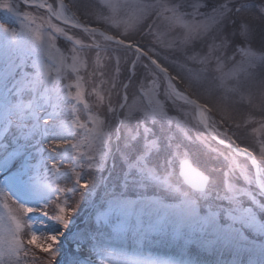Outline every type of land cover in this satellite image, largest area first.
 <instances>
[{
  "label": "rangeland",
  "instance_id": "374dc122",
  "mask_svg": "<svg viewBox=\"0 0 264 264\" xmlns=\"http://www.w3.org/2000/svg\"><path fill=\"white\" fill-rule=\"evenodd\" d=\"M5 2L12 3L21 17L17 19L0 10V22L16 29L15 40L0 32V67L4 66L5 54L8 51L22 49L29 52L31 54L22 62L16 61L20 67L15 72L14 78L20 80L22 75L34 76L37 71L33 66L34 62H42V67L51 70L50 78L56 80L62 90L61 97L68 92L74 95L77 90V77L81 78L79 83L84 94L83 102L76 104L75 117L71 115V104L62 99L56 100L55 96L46 92L43 86L36 93L25 90L19 97L25 103L37 99L39 103L44 104L39 97L51 96L45 110L51 112L53 105H58L55 109L58 131H61L59 125H70L73 119H78L80 124L85 125V128L79 126L73 128L71 142L79 144V147L75 150L69 149L70 156L63 159L57 157L60 172L63 174L57 178V184L71 188L75 174L69 170L76 168L80 173L81 182H88L90 190L77 189L75 194L67 196L68 206L75 208L76 212L72 217L70 229L64 237H61L62 252L67 254L74 249L72 233L88 229L97 236V240L94 241L97 244L94 255L97 264H103V260L112 264L118 258L119 251L132 254L134 249L141 245L145 253L150 252L155 256L168 257L182 253L186 258L195 259V254L198 253L202 264H219L221 257L227 261L231 258L232 248L245 246L248 249L243 253L245 264L249 257H252L256 264H264V247H262L264 233L255 229H244L245 234L254 244L245 245L235 233H231L232 248L218 243L213 249H206L202 245L216 238L211 228L205 233L193 234L187 227L193 212L185 201L195 204L199 216H205L209 206L213 211L219 210L217 222L222 226L231 223L226 218L225 210L235 208L237 202L240 207L250 206L249 194L256 196L260 203L264 204V194L258 188L254 168L247 157L214 141L199 124L194 105L184 100L174 102V98L167 97L165 92L170 91L169 80L145 57L105 40L98 32L92 36L51 17L52 24L66 29L67 35L72 37L70 41L48 27L45 23L49 19L46 10L29 7L23 3V0H0V4ZM166 2L170 6L173 3L180 4L179 11L183 14L192 13L194 10L191 5H202L204 0H166ZM225 2L226 0H207V6L200 7L199 11L210 13L213 7ZM246 2L252 6L251 14L258 16L257 9L264 5V0H246ZM47 3L52 4L57 12L61 10L60 6L63 3L64 16L74 18L81 25L100 29L109 35L124 39L126 43L137 44L144 51L149 52V55L159 60L158 63L162 67L168 69V74L174 78L172 83L180 92L196 100L200 105L208 106L209 111L204 115L207 116L211 128H215L218 133L215 135L228 144L231 140H235L233 146L248 147L260 168L264 169V157L260 156L258 143L259 140L264 139V127L261 124L264 121V103L256 86L257 81L264 79V64L258 59L259 56L264 55V20H252L248 13L240 16L233 14L224 31L213 28L207 33L186 39L187 29L178 23H172L163 17L157 19L155 15L137 19L140 15V9L136 7L137 0H47ZM109 4L118 7L114 11ZM125 4L127 7H124ZM229 6L235 8L237 5ZM24 13H29L35 19L25 18ZM170 15V13L165 14V16ZM108 17L112 19H104ZM184 19L191 23L193 20L202 21L204 16H185ZM232 20L236 23L232 24ZM242 20H249L251 24L252 31L248 39L239 34ZM233 31L236 32L235 36L232 35ZM37 34L40 36L39 40L35 39ZM225 37L227 46L220 48L221 39ZM77 40L80 41L79 44L75 43ZM213 44L217 45V49L210 53L209 46ZM238 48L251 50L256 53L257 58L250 60ZM73 55L77 57L76 71L72 67ZM205 58L206 61L201 62ZM250 62L254 67L248 68ZM241 64L248 68V72H239L238 76L233 74V69ZM249 73L253 75V79H249ZM114 77L115 87L112 84ZM237 80L243 88L239 92H233L231 89ZM68 85L71 87H67ZM124 85H128L126 93ZM97 92L104 96L102 103L97 99ZM125 94L128 96L126 104L131 111L129 107L123 109L119 107L120 103H124L122 97ZM91 96L96 100L98 111L90 101ZM12 102L15 103L16 98H13ZM109 104L116 109L114 113L108 111ZM161 106L164 115L160 114ZM40 115L43 117L44 111H41ZM122 118H124L123 125ZM4 119V101L0 98V124ZM98 121H103L100 128L106 134V140L94 139L95 132L92 130L97 127ZM25 123L27 127H31L33 121L27 120ZM52 123L53 121L50 120L49 124ZM163 125L166 130L162 129ZM145 127L150 130L147 135L143 130ZM117 128L120 129L119 141L115 137ZM129 129L137 135L135 141L130 140ZM170 130L174 132L171 134ZM12 131L15 132L16 129L13 127ZM225 133L227 136L224 135ZM62 134L66 135L67 132L62 131ZM162 136L163 141L160 143ZM36 139H39V136ZM98 152L104 154L103 166L99 169L89 168V164L92 163L90 157L99 162ZM47 156L48 153L45 152L43 165L40 163L41 156L37 155L31 161L37 166L41 176L45 177V182L51 179L48 173L51 162L47 160ZM76 156L82 157L79 166L73 159ZM226 156L234 157L239 167H233L225 160ZM185 159L209 177L206 196L190 190L179 177V164ZM145 167L153 169L158 179L142 178L140 171ZM2 179L3 176H0V180ZM261 179L264 183V176ZM165 180L167 183L163 182ZM228 183L233 186L232 191H225V185ZM217 197H231L232 200ZM117 200L135 202L131 206L133 225L136 215L140 214L145 223L158 219L165 221L166 229L144 236L132 229L123 233L117 232L115 229L120 223V213L123 211L115 203ZM10 207H13L11 203ZM54 209L55 200L47 209L49 216L54 214ZM31 215L33 218L39 216L38 213ZM257 216L259 222L264 223V211L257 210ZM45 224L47 229L58 227L55 221L48 218H45ZM235 227L240 228L241 225L236 224ZM173 228L179 229L178 235L174 234ZM21 238L29 250L27 256L21 253L22 264L25 262L48 264L50 260L48 253L34 245L26 244L30 235ZM106 241H112L116 253L109 254L105 251ZM40 242L50 243L46 241V237ZM89 243L91 242L84 244L85 252ZM63 258V255L58 256L52 264H63ZM15 259L12 257L9 260L7 256L5 257L9 264H14Z\"/></svg>",
  "mask_w": 264,
  "mask_h": 264
},
{
  "label": "snow or ice",
  "instance_id": "6c2138e0",
  "mask_svg": "<svg viewBox=\"0 0 264 264\" xmlns=\"http://www.w3.org/2000/svg\"><path fill=\"white\" fill-rule=\"evenodd\" d=\"M25 5L29 7H35L37 9H46L49 15V19L45 21L50 29L54 30V33H59L64 35L68 40H72L71 36L67 35L66 29L63 27H58L51 23V17H55L57 20H61L65 25L70 24L72 27L81 28L83 31L87 32L89 35L94 36L99 30L91 28L85 25H81L79 22L75 21L74 18L70 19L63 15V3H61V11L57 12L52 4L47 3V0H23ZM236 4L235 8L229 5ZM207 0H204L203 4H192V13H180L179 9L181 7L178 3H173L171 6L166 0H137L136 7L140 9V15L137 19H143L149 15H155L157 19L162 17L169 20L172 23H178L182 27L187 29L186 39H191L195 35L201 33H207L215 28L219 31H224L226 24L229 21L231 15L235 14L240 16L241 14L248 13L249 18L252 20L261 19L264 20V5H261L258 9V16L252 15V6L246 2V0H226L225 3L219 4L217 7H213L210 13H201L199 11L200 7H206ZM113 10L118 7L117 5L109 4ZM127 7V4L124 5ZM0 10L9 13L11 16L20 19L21 14L14 8L12 3L5 2L0 4ZM166 13H170V16H165ZM202 15L204 19L202 21L193 20L191 23L184 19L185 16H195ZM23 16L29 19H35L31 17L29 13H24ZM104 19H112L111 17ZM232 24L236 21L232 20ZM252 28L249 20H242L240 23L239 34L241 37L248 39L251 34ZM0 32L9 35L13 40L16 39V29L0 22ZM104 36L107 41H114L118 45L126 46L129 49H135V53L138 56L147 57L151 61V64L155 66L160 72L169 80V89L166 90L165 95L169 98H174L175 100H184L186 103L195 105L198 109H201V119L200 123L205 129H210L211 126L208 123L207 116L204 115L205 112L209 111L208 106L200 105L196 100H191L183 93L178 91L172 85L173 77L168 76V69L162 67L156 59L149 55V52L144 51L139 45L133 44L131 42L126 44L124 39H119L117 36L106 35L105 33H100ZM232 35L235 36L236 32L233 31ZM36 40L40 39L37 34L35 36ZM75 43L79 44L80 41ZM227 46V38L221 39L220 48ZM99 48V45H97ZM217 45L213 44L209 46V52L212 53L216 51ZM244 52V55L251 59L257 58L256 53L251 50H244L238 48ZM31 53L26 52L22 49L15 51H8L5 54L4 66L0 67V98L4 101L5 109V119L2 124H0V176L3 179L0 180V264H9V261L5 260L7 256L9 260L15 257L14 264H22L21 253L24 256L28 255V249L25 247V241L21 238L22 236L30 235V238L26 240L27 245H34L41 251L48 253L50 260L48 264H52L58 256L63 255V264H97L94 255L96 253L97 244L94 242L97 240L96 234L90 233V230L83 229L77 230V232L72 233L74 249L64 254L61 247V237H64L71 227L73 222L72 217L76 212L75 208L68 206V194H75L77 189L89 190L88 182H81L80 173L76 168H72L69 171L75 174L74 184L71 188H64L57 184V178L63 175L60 172V164L57 161V157L61 159L66 156H70L71 150H75L79 147V144H74L71 142L73 128L74 126H79L80 128H85L84 124H80L78 119H73L71 124L59 125L61 131H58V126L55 123L57 116L56 108L58 105H53V111L48 112L45 110V106L48 101L52 98L48 95H41L39 99L44 101L41 104L37 99H33L25 103L19 97L25 90H30L36 93L41 86H43L46 92H50L55 96L56 100H63L72 105L71 115L75 117L76 115V104L83 102V91L80 86V77H77V90L73 95L71 92L66 93L63 97L60 96L62 91L56 80L50 78V69H44L42 67V62H34V67L37 69L36 74L32 77L27 75H22L20 80L14 78L15 72L19 69L20 64L16 61L21 62ZM73 70L76 71L77 57L73 55ZM207 58H205V62ZM260 62L264 64V55L258 57ZM219 64V60L217 61ZM254 65L250 62L248 68H252ZM248 68H245L241 64L238 68L233 69V74L237 75L239 72H248ZM135 65L133 64L132 71L134 72ZM116 75H119V64L117 63ZM43 77V78H42ZM249 79H253V75L249 73ZM103 83V81H101ZM113 87L116 84V78L112 81ZM256 86L259 90L262 103H264V79L257 81ZM67 87H71L68 85ZM128 85H124L125 93L127 92ZM243 88V85L237 80V83L231 89L233 92H239ZM95 91V89H94ZM99 102L104 101V96L100 93H96ZM13 98H16V102L13 103ZM124 103H120L119 107L121 109L129 107L126 102L128 96L125 94L122 97ZM76 102V103H72ZM44 111V116L41 117L40 112ZM108 111L114 113L116 109L109 104ZM129 111L131 108L129 107ZM160 114L164 115L162 106L159 109ZM15 117V120H13ZM32 120L33 123L31 127H27L25 121ZM52 120L53 123L49 124ZM123 123V122H121ZM214 123V122H213ZM103 121L97 122V127L92 131L95 132L94 139L97 141L106 140V134L101 130L100 126ZM262 127H264V121L261 122ZM13 127L16 129L15 132L12 131ZM139 127V122H138ZM145 135L149 134L150 130L145 127ZM214 134L216 133L215 128H211ZM62 131H66L67 134H62ZM129 138L131 141L137 139V135L133 134L132 130L128 131ZM227 136V133L224 134ZM39 136V139L36 137ZM116 140L119 141L120 129H116L115 133ZM231 139V138H229ZM7 141V142H6ZM23 141V143H21ZM220 144H224V139H219ZM260 145V156L264 157V139L258 141ZM235 144V140H231L228 147L231 148ZM33 149L35 151H33ZM63 149V151H61ZM238 152L246 156L250 161L251 165L256 168L257 183L260 185L261 189L264 190V183H260V177L264 176V169H261L257 163L252 152H250L248 147L242 150L237 148ZM47 152V160L51 162V168L48 169V173L51 176L49 182H45V177L41 176L37 166L32 164V159L35 156H41V165L45 163L43 159V154ZM99 162L95 158L92 159V163L89 164V168L99 169L103 166L104 154L98 152ZM82 157L76 156L73 159L76 160L77 166H79V161ZM147 159V157H145ZM226 161H229L233 167H239L237 165L234 157H225ZM189 172L194 173L197 177V182L194 185L199 188L201 195H205V186L210 183L209 177L203 176L200 173L195 172L189 168ZM187 175V174H186ZM228 174L226 173L225 176ZM140 176L142 178L148 179H158L153 169L145 167L140 171ZM167 183V181H163ZM251 183V180H249ZM233 186L228 183L225 185V191H232ZM178 191V189H175ZM264 194V192H262ZM218 199H229L231 197H217ZM55 200L54 214L49 216L47 209L50 204ZM250 206L240 207L237 202V206L233 209L225 210V215L228 220L231 221L228 225H220L217 222V217L219 215V210L213 211L211 206L207 209V214L205 216H199L197 213L196 206L191 201H185L189 207H191L193 212V217L191 222L187 225L190 232L195 234L196 232L205 233L209 228L215 234V240L208 242L202 247L206 249H213L216 244H222L226 247L232 248V241L230 234L235 233L245 245H252L254 242L245 234L244 229H255L261 233H264V223L259 222L257 216V210L264 211V204H261L256 196L249 194ZM10 203L13 207H10ZM115 203L118 204L121 211L120 223L116 226V231L119 233L126 232L132 229L137 234L144 236L151 232H162L166 229V222L163 220L149 221L145 223L142 215L138 214L135 218V224L131 223L132 211L131 206L135 203L132 201H122L117 200ZM39 214L38 218H33L31 214ZM235 213V214H234ZM45 218L55 221L58 227L52 229H47L45 224ZM99 219V217H98ZM236 224H240L241 227H235ZM39 226V227H37ZM25 229L27 231H25ZM46 230V231H45ZM174 234H179V229L173 228ZM46 237L48 242H40ZM89 243L87 252H85L84 244ZM105 251L109 254L116 253V249L112 247V241L105 242ZM264 247V245H262ZM247 247L240 246L232 248L231 258L224 261L220 258L219 264H245L243 259V253L247 251ZM118 258L112 262V264H202L199 254H195V259H190L184 257L182 253H178L175 256H155L152 253H145L143 251L142 245L134 249L132 254L126 251H119L117 253ZM26 264V262H25ZM103 264H108L107 260H103ZM247 264H256V261L249 257Z\"/></svg>",
  "mask_w": 264,
  "mask_h": 264
},
{
  "label": "water",
  "instance_id": "95a60500",
  "mask_svg": "<svg viewBox=\"0 0 264 264\" xmlns=\"http://www.w3.org/2000/svg\"><path fill=\"white\" fill-rule=\"evenodd\" d=\"M44 10H46V9H44ZM47 11V10H46ZM52 18H54L55 20H57L54 16L52 17ZM57 21H60V22H62L61 20H57ZM79 29H81V28H79ZM82 30V29H81ZM99 31H98V33L100 34V33H105L104 31H102V30H100V29H98ZM106 35H109V34H107V33H105ZM103 38H104V36H102ZM105 39V38H104ZM109 42H111V43H114V44H116L114 41H109ZM127 44V43H126ZM118 45V44H117ZM119 46H123V45H119ZM123 47H125V48H127L126 46H123ZM127 49H129V48H127ZM129 50H131V51H134L135 52V49H129ZM144 57V56H143ZM147 60H148V58L147 57H145ZM150 63H151V61L150 60H148ZM133 66V65H132ZM132 66H131V68H132ZM154 66V65H153ZM155 67V66H154ZM158 70V69H157ZM159 71V70H158ZM160 72V71H159ZM160 73H162V72H160ZM163 75H164V73H162ZM165 76V75H164ZM168 76L170 77V75L168 74ZM165 78L168 80V78L165 76ZM172 85H173V87H175L176 88V86L174 85V83H172ZM177 89V88H176ZM178 90V89H177ZM179 91V90H178ZM182 93V92H181ZM185 96H187L189 99H191V100H194V99H192V98H190L188 95H186L185 93H183ZM195 106V105H194ZM195 108H196V118H197V120H198V122H199V124L203 127V125L200 123V119H201V115H200V109H198L196 106H195ZM204 128V127H203ZM204 130L211 136V138L214 140V141H216L218 144H220L219 143V138L214 134V132L211 130V129H205L204 128ZM221 146H224V147H226V148H229L228 147V143H224V144H220ZM237 148L238 149H240V150H242L243 148H239V147H236V146H232L231 148H229V149H231V150H233L234 152H236V153H239V154H241V152H238L237 151ZM248 159V158H247ZM249 160V159H248ZM249 162H250V164H251V161L249 160ZM258 163V162H257ZM259 165V164H258ZM260 166V165H259ZM189 168L190 169H192V170H195V172H197V173H200V174H202L203 176H207V175H205L204 173H202L200 170H198L197 168H195L187 159H185V160H183V161H181L180 162V164H179V173H178V175H179V177L181 178V180H182V182H183V184L186 186V187H188L190 190H192V191H195V192H200V190H199V188H197V187H195L194 185L196 184V182H197V177L195 176V174L194 173H191V172H189ZM254 168V167H253ZM254 171H255V174H256V168H254ZM187 174V175H186ZM208 177V176H207ZM256 180H257V175H256ZM257 182V181H256ZM260 183H262V181H260ZM257 185H258V188H259V190L261 191V192H264V190H262L261 189V187H260V185L257 183ZM206 188H207V185L205 186V190H206Z\"/></svg>",
  "mask_w": 264,
  "mask_h": 264
},
{
  "label": "trees",
  "instance_id": "16d2710c",
  "mask_svg": "<svg viewBox=\"0 0 264 264\" xmlns=\"http://www.w3.org/2000/svg\"><path fill=\"white\" fill-rule=\"evenodd\" d=\"M124 51H126V50H124ZM126 52H129V51H126ZM129 53H131V52H129ZM159 61V60H158ZM163 66H165V65H163ZM139 70V69H138ZM180 78L182 77V75H178ZM119 98V96L116 98V100H115V102L117 101V99ZM90 101L93 103V107L95 108V110H97V108H96V100H94V98H92V96H91V98H90ZM93 108V109H94ZM98 111V110H97ZM100 112H101V110H99ZM122 122L124 123V118H122ZM123 123H122V125H123ZM162 127V129H164V130H166V128H165V126L163 125V126H161ZM120 129L122 130V126L120 127ZM174 131L173 130H170L169 131V133H173ZM164 136V135H163ZM163 136L161 137V140H159V142L161 143L162 141H163ZM164 145V144H163ZM209 258H213V257H209Z\"/></svg>",
  "mask_w": 264,
  "mask_h": 264
},
{
  "label": "bare ground",
  "instance_id": "6f19581e",
  "mask_svg": "<svg viewBox=\"0 0 264 264\" xmlns=\"http://www.w3.org/2000/svg\"><path fill=\"white\" fill-rule=\"evenodd\" d=\"M61 11V10H60ZM260 181H262L261 177H260Z\"/></svg>",
  "mask_w": 264,
  "mask_h": 264
}]
</instances>
